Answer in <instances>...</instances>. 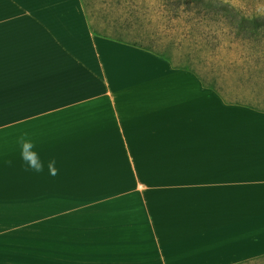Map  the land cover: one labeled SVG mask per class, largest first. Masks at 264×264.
I'll return each instance as SVG.
<instances>
[{
  "label": "crops",
  "instance_id": "crops-1",
  "mask_svg": "<svg viewBox=\"0 0 264 264\" xmlns=\"http://www.w3.org/2000/svg\"><path fill=\"white\" fill-rule=\"evenodd\" d=\"M0 10L9 11L1 24L23 27L11 30L0 45V117L39 124L32 134L40 137L91 139L92 153H104L108 160L117 155L121 170H136V186L148 192L0 194V264H127L121 251L130 243L145 244V238L130 235L136 231L148 234L159 264H170L166 228L190 225L202 216L229 213L234 219L228 210L232 205L222 201L239 202L243 195L246 201L264 203V136H256L250 151L210 145L230 132L242 136L252 121L240 124L237 115L264 116V108L228 100L191 63L178 66L181 59L166 51L95 34L81 0H1ZM3 105L8 107L4 113ZM227 118L235 123L226 127ZM211 123L217 124L211 128ZM49 130L54 134L44 133ZM49 151V158L57 160L60 151ZM227 154L233 161H227ZM180 155L181 161L171 162ZM76 171L47 183L44 179L42 185L58 192L80 185ZM161 186L177 190L167 194ZM184 191L202 205L178 206L185 199L176 193ZM135 200L134 207L130 203ZM37 231L47 251L41 258L34 254ZM15 233H25L27 240L11 241L8 236ZM52 248L58 258L50 257ZM81 250L88 253L84 262L81 254L76 256ZM131 261L146 264L139 254Z\"/></svg>",
  "mask_w": 264,
  "mask_h": 264
},
{
  "label": "rangeland",
  "instance_id": "rangeland-1",
  "mask_svg": "<svg viewBox=\"0 0 264 264\" xmlns=\"http://www.w3.org/2000/svg\"><path fill=\"white\" fill-rule=\"evenodd\" d=\"M81 1L84 9L86 6L85 13L91 20L90 22L88 18L90 24L102 33L140 41L157 51H166L175 56L176 61L185 57L204 79V82L220 86L221 92L226 94L228 100L240 101L255 108H264V0ZM8 12L0 10L1 46L6 44L3 37H9L11 30L23 28L1 24L3 23L1 19L9 16ZM15 13L17 14L18 11ZM2 60L5 59L2 58ZM2 108L3 113L5 108L8 110L7 106L3 105ZM8 117V115L0 117V194L17 196L29 193L39 195L88 194L95 191L128 192L136 196L139 193L138 189L143 194H148L147 190L136 186L134 182L136 170H121L117 155H110L111 160H108L104 153H92L91 139L36 136L37 132L32 134L36 131L33 128H41V125L14 122ZM237 117L240 119V124L251 120V126L243 130L242 136H235L233 132H230L224 139H220V143L211 140V146L216 147L223 143L220 147L225 146L226 151H232L238 146L250 151V146L256 145L255 141L264 136L261 133L264 132V116L249 115L244 112ZM234 123L229 122L227 118L225 126L229 127ZM214 124L217 123H211V128L215 126ZM10 133L14 134L11 136ZM24 133H28L27 138L36 145L34 150L44 162L42 173L25 170L27 165L21 161L20 147L17 143L18 137ZM44 133L54 134L50 130ZM257 135L262 136L256 138ZM253 148L252 152L255 153L256 149L254 146ZM44 149L46 151L42 155L41 151ZM54 149L60 151V154L54 156L58 157L55 160L57 175L70 177L74 169H77L76 172L81 179L79 180L80 185L61 188V192L42 185L44 179L47 183L48 180L56 177V175H50L48 170V162L53 160L49 158L53 157L49 150ZM86 149H89V152L91 149V154H85ZM182 156H177V159L172 158L171 162L181 161ZM226 156L227 161H233L231 154ZM210 158L211 161L216 162L217 160L214 156ZM5 160H11L12 166H5ZM108 161H111V164H107ZM243 162L248 163L246 160ZM62 164L66 166V169L60 168ZM149 171L154 174L156 172L155 170ZM178 172L185 173L184 170ZM95 182H97L96 185L89 186V183ZM160 188L165 189L164 193L167 192V194L177 190L176 186H161ZM176 194L184 195L185 200L177 203L180 207L191 204L195 207L202 205L198 199L190 200L185 195V191ZM245 198L243 195L239 202L222 201L227 205H232L228 210L236 215L234 219L229 213H225L224 216L210 215L207 218L202 216L193 219L190 225L177 224L166 228L163 236L170 264H219L223 262L232 264L241 261L240 264H264V258L260 256L264 254V207H262L264 203L246 201ZM217 199L219 200V197ZM130 204H135V207L137 201H132ZM170 210L175 211L171 208ZM137 233L139 232H131L130 235L135 234L140 238H145V244L138 246V243H130L126 250L121 251L127 257V264L129 262V264H136L131 260L137 259L138 254L141 261H145L146 264H159L155 259L153 246L147 241L148 234L138 235ZM34 234L35 237L38 235L40 237L38 245L35 244L37 247H35L34 254L41 258L42 254L47 251L41 249L43 247L41 231L34 232ZM8 237H13L11 241L25 242L27 240L25 233L10 234ZM254 237L256 239L253 241ZM44 243L49 248L53 246L50 241H44ZM85 253V250L77 251L76 256L79 258L81 254L84 258L82 262H84L88 256V253ZM49 254L50 257L58 258V255H55L57 250L54 248L49 249ZM255 256L259 257L247 262L246 259Z\"/></svg>",
  "mask_w": 264,
  "mask_h": 264
},
{
  "label": "clouds",
  "instance_id": "clouds-1",
  "mask_svg": "<svg viewBox=\"0 0 264 264\" xmlns=\"http://www.w3.org/2000/svg\"><path fill=\"white\" fill-rule=\"evenodd\" d=\"M28 134L24 133L17 139V143L20 147V158L23 164L27 165L26 171L31 170L36 173H42L44 171V162L41 160L39 154L34 150L36 145L27 138ZM5 166H12L11 160L4 161ZM49 174L52 176L57 175L58 170L55 168V160L48 162Z\"/></svg>",
  "mask_w": 264,
  "mask_h": 264
},
{
  "label": "trees",
  "instance_id": "trees-1",
  "mask_svg": "<svg viewBox=\"0 0 264 264\" xmlns=\"http://www.w3.org/2000/svg\"><path fill=\"white\" fill-rule=\"evenodd\" d=\"M85 11H86V6H85ZM87 18H89V17L87 16ZM89 20H90V18H89ZM90 22H91V20H90ZM90 28L95 34L106 36V37H110V38L117 39V40H120V41H124V42H126L128 44H131V45H134V46H138V47H143V48H146L147 50H150L152 52H156L157 53V50H155L152 46H147V45L143 44L140 41L131 40V39H127V38H122L121 36L106 35V34L102 33L101 31L97 30L92 24H90ZM167 59L172 62V58L171 57H167ZM185 61L187 62L188 60L181 59L179 61V63H178V66H181V67H184V66L186 67L187 66V68H188L189 64L185 65ZM188 63H189V61H188ZM262 257L264 258V255ZM247 262H249V260Z\"/></svg>",
  "mask_w": 264,
  "mask_h": 264
}]
</instances>
